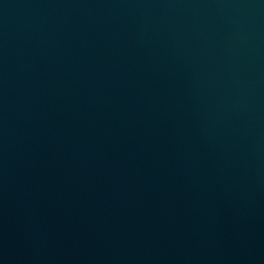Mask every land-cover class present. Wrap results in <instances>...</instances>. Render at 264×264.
<instances>
[{"label": "water", "instance_id": "1", "mask_svg": "<svg viewBox=\"0 0 264 264\" xmlns=\"http://www.w3.org/2000/svg\"><path fill=\"white\" fill-rule=\"evenodd\" d=\"M0 264H264V0H0Z\"/></svg>", "mask_w": 264, "mask_h": 264}]
</instances>
